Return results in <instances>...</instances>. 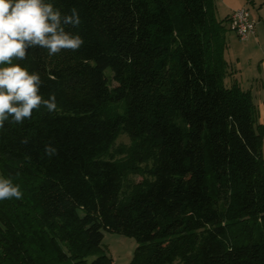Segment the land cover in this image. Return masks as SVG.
I'll return each instance as SVG.
<instances>
[{"label": "trees", "instance_id": "16d2710c", "mask_svg": "<svg viewBox=\"0 0 264 264\" xmlns=\"http://www.w3.org/2000/svg\"><path fill=\"white\" fill-rule=\"evenodd\" d=\"M46 2L78 10L67 30L85 43L13 61L58 110L0 129V177L23 192L0 201V264H109L105 230L136 239L128 264H264V123L225 83L230 16L216 0ZM121 134L152 162L127 186L136 160L108 157Z\"/></svg>", "mask_w": 264, "mask_h": 264}, {"label": "clouds", "instance_id": "9594fccd", "mask_svg": "<svg viewBox=\"0 0 264 264\" xmlns=\"http://www.w3.org/2000/svg\"><path fill=\"white\" fill-rule=\"evenodd\" d=\"M80 24L75 7L64 14L46 0H0V129L5 122L23 124L41 108L49 113L58 110L55 94L47 99L41 94L40 74L13 61L28 59L30 48L45 49L50 56L64 50L79 51L84 39L67 28H79ZM56 152L51 144L45 146L49 157ZM12 198H23L20 186L11 178L0 177V201Z\"/></svg>", "mask_w": 264, "mask_h": 264}, {"label": "crops", "instance_id": "0c3cea01", "mask_svg": "<svg viewBox=\"0 0 264 264\" xmlns=\"http://www.w3.org/2000/svg\"><path fill=\"white\" fill-rule=\"evenodd\" d=\"M252 5L257 10L258 22L255 34L232 50V41L228 38L225 58L228 62L229 74L225 78L226 85L237 82L243 89L252 92L258 112V122L264 123V0H216L217 17L230 16L242 6ZM247 7V6H246Z\"/></svg>", "mask_w": 264, "mask_h": 264}, {"label": "rangeland", "instance_id": "374dc122", "mask_svg": "<svg viewBox=\"0 0 264 264\" xmlns=\"http://www.w3.org/2000/svg\"><path fill=\"white\" fill-rule=\"evenodd\" d=\"M250 10L252 17L257 18V10L254 9L252 5H246ZM228 38L232 41V50L235 55L239 46L241 45L240 38L237 36L234 30H229L227 32ZM108 72V71H107ZM110 74V73H109ZM116 85L115 82L112 83ZM134 144L131 138L127 134H121L115 143L113 144L108 157L118 159L120 161H125L128 158H133L136 160L135 166L138 170L136 172L130 171L127 175V180L125 185L132 184L134 182H140L146 177H148V172L144 169L151 166V161H140L133 154ZM263 154H264V142H263ZM138 245V242L134 237L123 235L116 232L104 231V239L102 243V251H104L109 257V264H128L132 258L133 252ZM96 255L90 256L89 260L94 258Z\"/></svg>", "mask_w": 264, "mask_h": 264}, {"label": "built area", "instance_id": "2783aa9c", "mask_svg": "<svg viewBox=\"0 0 264 264\" xmlns=\"http://www.w3.org/2000/svg\"><path fill=\"white\" fill-rule=\"evenodd\" d=\"M256 24V19L252 17L246 6L235 9L230 15L229 27L241 40H246L255 34Z\"/></svg>", "mask_w": 264, "mask_h": 264}]
</instances>
